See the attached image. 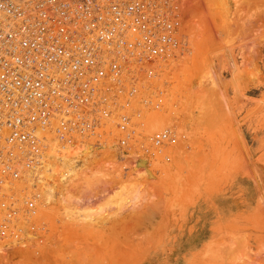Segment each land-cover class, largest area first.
Masks as SVG:
<instances>
[{"label": "rangeland", "instance_id": "374dc122", "mask_svg": "<svg viewBox=\"0 0 264 264\" xmlns=\"http://www.w3.org/2000/svg\"><path fill=\"white\" fill-rule=\"evenodd\" d=\"M253 1L174 0L177 47L165 60L131 63L101 137L73 138L103 149L102 163L94 160L85 171L81 162L74 182L102 164L104 182L120 197L113 213L93 214L89 201L83 213L90 219L83 213L69 219L59 185L42 193V185L19 189L17 181L20 191L0 200V264H264V151H257L264 132V32L258 29L264 0ZM190 21L202 28H188ZM189 31L202 33L183 54L181 36ZM211 74L219 87L204 83ZM140 160L152 164L155 179L137 175ZM145 182L147 199L136 201ZM9 214L12 223L5 224Z\"/></svg>", "mask_w": 264, "mask_h": 264}, {"label": "built area", "instance_id": "2783aa9c", "mask_svg": "<svg viewBox=\"0 0 264 264\" xmlns=\"http://www.w3.org/2000/svg\"><path fill=\"white\" fill-rule=\"evenodd\" d=\"M179 27L174 0H0V187L41 166L49 133L100 138L124 66L165 60Z\"/></svg>", "mask_w": 264, "mask_h": 264}, {"label": "bare ground", "instance_id": "6f19581e", "mask_svg": "<svg viewBox=\"0 0 264 264\" xmlns=\"http://www.w3.org/2000/svg\"><path fill=\"white\" fill-rule=\"evenodd\" d=\"M213 1H218L217 3L218 4H220V2H223L224 0H213ZM253 1V0H252ZM209 2H210V0H209ZM211 2H212V0H211ZM238 2V1H237ZM241 2H242V0H241ZM240 2V3H241ZM254 2V1H253ZM224 3V2H223ZM222 3V4H223ZM245 3H247V2H244V4ZM249 3V2H248ZM247 3V5H249ZM183 4H185L184 2H183ZM190 4V3H189ZM210 4V3H209ZM216 3H214V5H215ZM221 4V5H222ZM186 5H187V3H186ZM211 5V4H210ZM213 5V4H212ZM211 5V6H212ZM220 5V6H221ZM210 6V7H211ZM224 6V5H223ZM226 6V5H225ZM183 7V6H182ZM196 7V6H195ZM194 7V8H195ZM185 8V7H184ZM235 9H236V7H235ZM245 9V8H244ZM256 9H257V7H256ZM239 10H242V9H239ZM193 11V10H192ZM228 11V10H227ZM251 11V10H250ZM252 11H253V9H252ZM251 11V12H252ZM255 11V10H254ZM253 11V12H254ZM182 12V11H181ZM187 12V11H186ZM205 12V11H204ZM249 12V11H248ZM195 13V12H194ZM219 13V12H218ZM244 12L242 11V14H243ZM255 13V12H254ZM257 13V12H256ZM200 14V13H199ZM252 13H250V15H251ZM259 14H260V12H259ZM262 14H264V12H263V10L261 11V15ZM228 15V14H227ZM233 15V14H232ZM244 15V14H243ZM247 15H249V14H247ZM191 16H192V14H191ZM215 16V15H214ZM220 16V15H219ZM239 16V15H238ZM253 16H254V14H253ZM243 17V16H242ZM245 17H247V16H245ZM250 17H252V16H250ZM250 17H248L249 19H252V18H250ZM255 17H256V15H255ZM261 17V22H260V24L261 25H259V22H257L256 20V22L258 23V29L260 28V26H261V28H260V32H262V34H263V32H264V17L262 18V16H260ZM259 17V18H260ZM190 18V17H189ZM226 18H227V16H226ZM240 19H242V18H240ZM239 19V20H240ZM253 19H254V17H253ZM256 19V18H255ZM244 20H246L245 18H244ZM248 20V19H247ZM259 20V19H258ZM260 21V20H259ZM190 22H192L193 23V21H190ZM199 22V21H198ZM241 22H246V21H243V19L241 20ZM240 22V23H241ZM250 22H251V20H250ZM250 22H248V24L250 23ZM253 22V21H252ZM256 22H254V24L256 23ZM191 23V24H192ZM195 22L193 23V27L190 25V27H188V28H194L195 30H200L201 28H202V25H203V23H198V25L201 27L200 29H199V27H198V29H197V26H195ZM202 24V25H201ZM247 24V23H246ZM246 24H242L241 23V25L243 26V25H246ZM247 24V25H248ZM214 25V24H213ZM247 25L245 26V27H247ZM250 25V24H249ZM236 26H238V25H236ZM251 27L253 26V24L252 25H250ZM256 26V25H255ZM185 28V27H184ZM249 28V27H248ZM256 28V27H255ZM254 28V29H255ZM204 29V28H203ZM210 29V28H209ZM214 29H216V27L214 26ZM222 29V28H221ZM240 29V28H239ZM239 29H238V31H239ZM257 29V30H258ZM192 30V29H191ZM212 31V30H211ZM243 31H244V29H243ZM245 31H246V29H245ZM247 31H249V29H247ZM222 32H223V30H222ZM227 32V31H226ZM234 32H235V30H234ZM260 32H259V34H260ZM202 33V32H201ZM199 31H198V33H196V37H194V36H191V31H189L188 33H187V35L186 34H184V35H182L181 36V44H182V47H181V51L183 50V54L184 53H186V52H188V47L190 48L191 46H192V43L194 44V41L193 40H196L197 38H199L201 35V34ZM246 33V32H245ZM242 33H240V35H241ZM254 34V33H253ZM253 34L252 35H248L247 36V39L249 38L250 39V37L249 36H253ZM259 34H258V36H259ZM218 35H216V37H217ZM234 36H236V35H234ZM245 36V35H244ZM224 37V36H223ZM243 37V36H242ZM263 39H264V34H263ZM239 38V37H238ZM241 38V37H240ZM255 38H257V37H255ZM215 39V38H214ZM234 39H235V37H234ZM262 39V38H261ZM255 40V39H254ZM215 41H216V39H215ZM230 41V40H229ZM240 41V40H239ZM241 41H242V39H241ZM244 41V40H243ZM231 42V41H230ZM250 42H252V38H251V41ZM228 43V42H227ZM244 43V42H243ZM242 43V44H243ZM246 43V42H245ZM253 43V42H252ZM251 43V44H252ZM255 43H258L259 44V42H255ZM229 44V43H228ZM191 45V46H190ZM220 45V44H219ZM222 45V44H221ZM221 45H220V47H221ZM237 45V44H236ZM243 45H246V44H243ZM234 46V45H233ZM240 46H241V44H240ZM252 46H254V43H253V45ZM195 47V46H194ZM259 47V46H258ZM216 48V47H215ZM242 48V47H241ZM254 47H252V49H253ZM239 49V48H238ZM257 49L260 51V49L259 48H256L255 47V50L257 51ZM187 50V51H186ZM248 50H249V48H248ZM247 50V51H248ZM254 50V51H255ZM230 51V50H229ZM242 52H245L246 51V49H245V51H243V50H241ZM241 51H240V53H241ZM246 51V52H247ZM219 52V51H218ZM231 52V51H230ZM247 53H249V52H247ZM247 53H245L244 55H245V59H244V57H242L241 56V58H243V60H248V58L246 59V57H247ZM253 53V52H252ZM255 53V52H254ZM258 53V52H257ZM179 54H181V52L179 51ZM250 54V53H249ZM256 54V53H255ZM189 55V54H188ZM221 55V54H220ZM231 55H234V54H231ZM181 56V55H180ZM179 56V57H180ZM216 56V55H215ZM230 56V55H229ZM249 57L251 56V55H248ZM217 57V56H216ZM221 57H222V55H221ZM233 56H231V58H232ZM233 58H235V57H233ZM232 58V59H233ZM258 58V57H257ZM217 59H219V57L218 58H216V60ZM249 59H251L252 60V58H249ZM185 60V59H184ZM251 60H250V62H251ZM234 61H236V60H234ZM217 62H218V60H217ZM241 62V61H240ZM242 62H244V61H242ZM241 62V63H242ZM249 62V61H248ZM184 63V62H183ZM213 63V62H212ZM211 63V64H212ZM226 63V62H225ZM224 63V64H225ZM235 63V62H234ZM233 63V64H234ZM237 63V62H236ZM245 63V62H244ZM252 63V62H251ZM251 63H250V65H251ZM255 63V62H254ZM218 64H220V63H218ZM217 64V65H218ZM130 65H132V64H127V65H125L124 66V69H123V74H122V76H124L128 71H129V68H130ZM210 65V64H209ZM222 65V63L220 64V66ZM132 66H135V65H132ZM214 66V65H213ZM219 66V65H218ZM237 66V65H236ZM242 66L244 67V65L242 64ZM242 67V68H243ZM133 68V67H132ZM237 68V67H236ZM215 69V68H214ZM218 69V68H217ZM221 70H222V66H221ZM249 70V69H248ZM252 70V69H251ZM210 71H212L213 73H215L213 70H210ZM219 72V71H218ZM217 72V73H218ZM209 73H211V72H209ZM220 73V72H219ZM246 74V73H245ZM212 76H207V78H204L205 80H203V81H205L204 83H206V82H209L210 80L211 81H213V84L216 86V84L218 85V81H216V78H214L215 76H214V74H211ZM219 75V74H218ZM237 75V74H236ZM247 75V74H246ZM254 75V74H253ZM243 76V74L241 75V77ZM170 77V76H169ZM213 77V78H212ZM239 77V76H238ZM219 78V77H218ZM220 79V78H219ZM160 83H161V81H160ZM211 83V82H210ZM163 84V83H162ZM203 86H205V85H203ZM216 87H219V86H216ZM159 128V127H158ZM263 135H264V132L262 133V141L260 142V144H259V148H258V152H261V151H264V137H263ZM117 146H119V145H117ZM120 147V146H119ZM44 148V150H42ZM43 148H41V151H40V154H41V158H40V161H41V166H39V167H37V168H34V169H27V168H25L24 166H22L21 165V168H22V170H21V173H22V178H21V180H19V189H22L23 187H26L27 185H25V183H32L33 185H39V188H41V186L40 185H42V189L44 190V192H42V193H47V191L49 190V189H51V188H57V186L59 185L60 186V188H61V190H60V195H61V199H62V201H64V205H65V207H66V210H63V215H66L69 219H73L74 217H75V215H81V213H83V212H86L85 211V207H87L88 206V204H87V202H89V205H90V203H91V206L89 207L90 208V210L92 209V210H94V209H96V210H98L99 212V214H100V212H103L104 214L106 213L107 214V212H106V209H114L116 206L115 205H117L119 202H120V197H119V195H118V192H116V191H112L111 192V190H112V186H111V184H109V182H107V181H105L104 182V174L102 175L101 173H103V170L105 169L104 167H102V164H101V167L102 168H104V169H101V167L100 168H96V170L95 171H92V172H90V173H85V174H83V176L80 178V180H78L79 181V183H75L74 182V180L76 181L77 179L76 178H78V176H80L81 174H80V172H79V169H81L80 168V165H81V162H82V165H81V167H83L84 169L83 170H85V171H87V170H90V169H93V162H94V160L96 161L97 159H100V157H99V155H100V152L103 150H101V148L98 146V148L96 147V148H94V146L93 145H90V144H88V143H84V142H75V140H69V141H67L66 143H60L59 142V140L57 139V138H53V136L51 135V134H48V136H47V143H46V146L45 147H43ZM115 148V147H114ZM117 151H118V149H116ZM262 154H263V152H262ZM102 155V154H101ZM264 156V155H263ZM262 155H261V161H262V163H263V165H264V157H263ZM102 160H104V159H102ZM100 161V163H102V161H101V159L99 160ZM99 162H97V165L98 164H100ZM95 164H96V162H95ZM98 166H100V165H98ZM97 167V166H96ZM136 172H137V175L140 177V176H145L146 178L148 177V178H150V179H155L156 178V171H155V169L153 168V166H152V164L150 165V166H148V164H147V162L145 161V160H140V161H137L136 162ZM76 173H79V174H76ZM68 176H70V177H68ZM56 181H58V184H53V183H55ZM72 182H74L75 184H73V186H71V187H67V184H71ZM53 184V185H52ZM24 185V186H23ZM108 185H110V187L108 186ZM21 186H23L22 188H21ZM58 186V187H59ZM142 186V185H141ZM99 187H101V188H105V187H108V189H106L105 191H102L101 192V195L100 194H98V192L99 191H96ZM14 188H16V190L18 189V185H14V184H9V183H4L1 187H0V200L1 199H4V197H5V199H7V197H11V196H13L11 193H13V192H17L16 190H13ZM109 188H111V189H109ZM41 189H39V191H40ZM73 190H78V191H80L79 193H77V194H75L74 193V191ZM12 191V192H11ZM20 191V190H19ZM18 191V192H19ZM38 192V191H37ZM97 192V193H96ZM142 193L143 194H141V195H139L138 197H136V201H141V199H147V182H145L144 184H143V186H142ZM15 194V193H14ZM95 194H97V195H99V196H95ZM8 200L10 201V199L8 198ZM7 201V200H6ZM10 203H11V201H10ZM86 203V205H84ZM8 204H9V202H8ZM99 204V205H98ZM83 205L85 206L84 208H83ZM5 207V206H4ZM5 210V209H4ZM82 210H84V211H82ZM86 210H88V209H86ZM89 210V212H88V214L92 211H90ZM105 211V212H104ZM109 211H111V210H109ZM93 212V211H92ZM95 213H96V211H94ZM94 212H93V214H94ZM112 212V211H111ZM111 212H108V215H109V213L110 214H112ZM103 213H101L102 214V216H103ZM84 215V217L86 218V216L85 215H87V214H85V213H83ZM92 214V213H91ZM100 214V215H101ZM95 215H97V214H95ZM99 215V216H100ZM83 216H81V217H83ZM91 216H93V215H91ZM107 216V215H106ZM76 217H79V216H76ZM75 217V218H76ZM84 217H83V219H84ZM90 216H88L87 218H86V220L87 219H90L89 218ZM97 217V220L99 219V217L98 216H96ZM96 217L94 216V218H95V221H96ZM101 217V216H100ZM80 218V217H79ZM78 218V219H79ZM102 218V217H101ZM81 219V218H80ZM107 219H108V217H107ZM64 220H66V219H64ZM77 220V219H76ZM93 220V219H92ZM74 221H75V219H74ZM90 221V220H89ZM99 221H100V219H99ZM98 221V222H99ZM102 221V220H101ZM63 222V221H62ZM71 222V221H70ZM91 222H93V221H91ZM66 223V222H65ZM73 223H75V222H73ZM79 222L77 221V223H75V225H77ZM80 223H81V220H80ZM79 223V224H80ZM97 223V222H96ZM68 224V223H67ZM95 224V223H94ZM82 225V224H81ZM114 225V224H113ZM61 226V225H60ZM66 226V225H65ZM64 226V227H65ZM70 226V225H69ZM68 227V226H67ZM66 227V228H67ZM73 227V229L75 228L74 226H72ZM81 227V226H80ZM83 227V226H82ZM84 228V227H83ZM68 229H70V227L68 228ZM81 229V228H80ZM86 229V228H85ZM77 230V229H76ZM82 230V229H81ZM74 231V230H73ZM82 233H84L83 231H82Z\"/></svg>", "mask_w": 264, "mask_h": 264}]
</instances>
